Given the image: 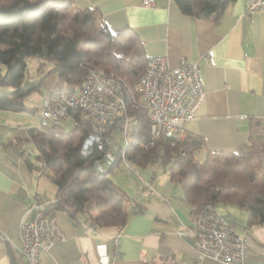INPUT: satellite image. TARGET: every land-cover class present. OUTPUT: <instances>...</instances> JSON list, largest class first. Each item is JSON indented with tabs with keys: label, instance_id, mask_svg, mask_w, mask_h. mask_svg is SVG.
<instances>
[{
	"label": "crops",
	"instance_id": "crops-1",
	"mask_svg": "<svg viewBox=\"0 0 264 264\" xmlns=\"http://www.w3.org/2000/svg\"><path fill=\"white\" fill-rule=\"evenodd\" d=\"M73 1L78 8H95L111 32L134 30L148 57L164 56L169 67L182 58L197 64L205 98L183 131L184 137L192 134L203 140L195 157L235 151L248 141L251 122L264 119V9L249 13V0H232L219 18L202 19L182 13L174 0H153V7L142 6V0ZM44 64L37 79L50 67L42 70ZM41 81L32 105L26 104L31 111H0V264H24L15 250L20 220L33 197L49 201L55 194L54 183H47L27 162L35 161L29 130L37 126L43 100L64 86L55 74ZM68 129L66 125L55 131ZM112 158H105L107 165ZM133 167L139 175L129 171L135 187H123L136 205L127 222L97 227L85 215L71 219L55 211L65 239L42 250L43 264H220L198 260L190 240L180 234L192 225L193 206L171 181L166 166ZM100 168L105 169L104 162ZM146 182L154 194L142 193ZM215 209L229 214L230 224L247 238L244 264H264V224H248L247 213L235 206L217 204ZM118 227L122 231L115 258L112 238Z\"/></svg>",
	"mask_w": 264,
	"mask_h": 264
},
{
	"label": "trees",
	"instance_id": "trees-1",
	"mask_svg": "<svg viewBox=\"0 0 264 264\" xmlns=\"http://www.w3.org/2000/svg\"><path fill=\"white\" fill-rule=\"evenodd\" d=\"M230 1L174 0L182 13L202 19L219 18ZM27 57L50 64L43 77L55 74L64 83L58 92L77 94L85 74L96 68L120 75L137 98L135 84L150 58L134 30L111 32L95 8H78L73 0H0V111H31L24 100L40 89L43 77L25 80ZM125 115L136 121L128 130L129 145L119 148L106 170L97 168L109 150L113 129L122 131ZM125 115L118 114L102 131L104 149L94 148L87 156L81 145L94 122L80 113H72L76 125L68 130H29L35 161L27 160L28 166L45 174L56 188L46 213L61 211L71 219L85 215L97 227L124 225L136 205L108 176L123 160L142 168L151 163L166 166L171 181L193 206L192 219L212 203L243 209L250 225L264 224V119L251 122L248 141L235 151H208L199 161L195 153L203 142L200 136H160L147 146L148 110L128 107Z\"/></svg>",
	"mask_w": 264,
	"mask_h": 264
},
{
	"label": "built area",
	"instance_id": "built-area-1",
	"mask_svg": "<svg viewBox=\"0 0 264 264\" xmlns=\"http://www.w3.org/2000/svg\"><path fill=\"white\" fill-rule=\"evenodd\" d=\"M154 5L153 0H142L144 7ZM262 9L264 0H249L246 5V12L249 13ZM135 91L139 98L117 73L91 68L85 74L77 94L56 92L44 98L36 128L53 131L66 125L71 128L76 125L72 113L82 114L94 122L90 134L81 145L82 154L87 156L94 148L104 149L102 131L112 125L118 114H127L128 107H145L149 113L148 146L160 136L182 139L185 123L194 117L205 98L199 68L185 58L177 66L169 67L164 56L150 57L143 76L135 84ZM135 122L125 115L123 150L130 143L128 130ZM105 158L108 160L112 155L108 154ZM97 168L102 169L100 161ZM128 168L139 178L129 165ZM142 193L154 194L155 190L146 182ZM47 203L39 196L33 197L20 220L19 246L15 250L24 258V264H43L42 250L65 239L54 214L46 213ZM229 219V214H220L214 204L207 203L200 208L191 227L180 232L190 240L198 260L244 264L247 238L236 232ZM121 231V227H118L112 238L115 258L119 257L118 238Z\"/></svg>",
	"mask_w": 264,
	"mask_h": 264
},
{
	"label": "rangeland",
	"instance_id": "rangeland-1",
	"mask_svg": "<svg viewBox=\"0 0 264 264\" xmlns=\"http://www.w3.org/2000/svg\"><path fill=\"white\" fill-rule=\"evenodd\" d=\"M44 61L45 60H43V59H33V58H28L27 57L26 58L27 71H26L25 80L34 81L37 78H39L40 75H41V72H39V66H40V63H42ZM48 67H49V63H46V64L43 65L42 70H46V69H48ZM9 89L10 88L7 87L4 90H9ZM38 94H39V91H32L25 98V100H24L25 104L32 105L31 103H32L33 98H35ZM108 140H109V150H108L107 155L108 154H115L119 150V148H123L124 147L125 137H124L123 132L120 129H113V131L111 132ZM105 157L100 162L101 163L104 162V167H105V170H106L108 168L109 164L108 165L106 164ZM196 158L199 161H203L204 156L199 155L197 153L196 154ZM130 167L132 169L134 168L131 164H130ZM129 171L130 170L128 168V164L126 165V163L122 160L113 168V170L110 173H108V176L110 177L112 182L115 185H117L118 187H120V189H122V191H123L124 188L126 189L128 183L130 185H132V187H135V182L133 181V178L130 175ZM42 176H43V178H45V180H47L46 181L47 183L53 184L52 181H50V179L45 174H43ZM125 191H127V190H125Z\"/></svg>",
	"mask_w": 264,
	"mask_h": 264
}]
</instances>
